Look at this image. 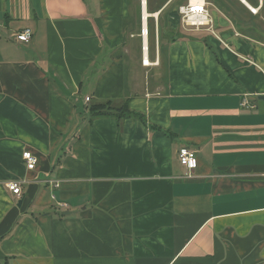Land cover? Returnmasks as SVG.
<instances>
[{
  "label": "crops",
  "instance_id": "obj_1",
  "mask_svg": "<svg viewBox=\"0 0 264 264\" xmlns=\"http://www.w3.org/2000/svg\"><path fill=\"white\" fill-rule=\"evenodd\" d=\"M199 1L213 33L192 0H0V264H264V0Z\"/></svg>",
  "mask_w": 264,
  "mask_h": 264
},
{
  "label": "built area",
  "instance_id": "obj_2",
  "mask_svg": "<svg viewBox=\"0 0 264 264\" xmlns=\"http://www.w3.org/2000/svg\"><path fill=\"white\" fill-rule=\"evenodd\" d=\"M179 16H180V23L184 28H189L192 30H207L213 33V19L209 13V10L206 8V5L196 0L194 4H190L185 7L179 8ZM147 32L144 31L143 35H146ZM213 35V34H212ZM32 33L31 30L25 29L20 33L14 35V40L18 43H28L31 40ZM90 101L89 98H85L84 102L88 103ZM241 107L243 108H253L249 106V103L246 99H243L241 102ZM22 159L26 163V168L28 170H34L37 159L36 157L29 151H25L22 153ZM178 163L184 170V178L190 179L192 178L193 171L196 168V151L188 149V148H181L178 151L177 155ZM6 188L9 192L13 195L17 196L18 198L21 196V184L18 182H8L6 184ZM59 208L66 207L65 204H58Z\"/></svg>",
  "mask_w": 264,
  "mask_h": 264
},
{
  "label": "trees",
  "instance_id": "obj_3",
  "mask_svg": "<svg viewBox=\"0 0 264 264\" xmlns=\"http://www.w3.org/2000/svg\"><path fill=\"white\" fill-rule=\"evenodd\" d=\"M227 9L224 8L225 11H228V17L236 22V19L232 18V15H230V8L227 7ZM81 115L87 116L89 122H92L95 119L102 118H111L116 120L117 122H121L122 120L129 118L147 125L145 117L138 112L132 111L129 107L128 101H123L120 103H115L112 101H93L86 105L83 112H81ZM149 128L154 129V127L150 126Z\"/></svg>",
  "mask_w": 264,
  "mask_h": 264
},
{
  "label": "water",
  "instance_id": "obj_4",
  "mask_svg": "<svg viewBox=\"0 0 264 264\" xmlns=\"http://www.w3.org/2000/svg\"><path fill=\"white\" fill-rule=\"evenodd\" d=\"M259 100H264V97H259ZM69 213H64L63 215H68Z\"/></svg>",
  "mask_w": 264,
  "mask_h": 264
},
{
  "label": "rangeland",
  "instance_id": "obj_5",
  "mask_svg": "<svg viewBox=\"0 0 264 264\" xmlns=\"http://www.w3.org/2000/svg\"><path fill=\"white\" fill-rule=\"evenodd\" d=\"M132 70H137L136 65L135 66H131Z\"/></svg>",
  "mask_w": 264,
  "mask_h": 264
},
{
  "label": "bare ground",
  "instance_id": "obj_6",
  "mask_svg": "<svg viewBox=\"0 0 264 264\" xmlns=\"http://www.w3.org/2000/svg\"><path fill=\"white\" fill-rule=\"evenodd\" d=\"M196 0H192V2H193V4H194V2H195ZM148 63V61H146V64Z\"/></svg>",
  "mask_w": 264,
  "mask_h": 264
}]
</instances>
